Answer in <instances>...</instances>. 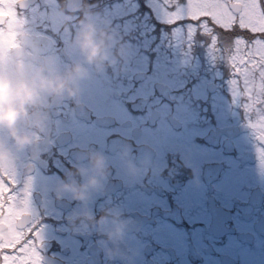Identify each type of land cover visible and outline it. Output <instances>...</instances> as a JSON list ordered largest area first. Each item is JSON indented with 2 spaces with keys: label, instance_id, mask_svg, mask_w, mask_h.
<instances>
[{
  "label": "flooded vegetation",
  "instance_id": "af4514ba",
  "mask_svg": "<svg viewBox=\"0 0 264 264\" xmlns=\"http://www.w3.org/2000/svg\"><path fill=\"white\" fill-rule=\"evenodd\" d=\"M27 3V22L0 45V75L87 74L75 96L40 92L14 128L0 125L13 155L0 175L31 181L34 212L0 220V240L36 218L42 264H264V143L233 96L230 41L217 55L203 32L189 40L191 22L169 23L165 0ZM88 31L101 62L83 52Z\"/></svg>",
  "mask_w": 264,
  "mask_h": 264
},
{
  "label": "snow or ice",
  "instance_id": "6c2138e0",
  "mask_svg": "<svg viewBox=\"0 0 264 264\" xmlns=\"http://www.w3.org/2000/svg\"><path fill=\"white\" fill-rule=\"evenodd\" d=\"M175 11L166 12L169 23L190 21L188 39L197 31L212 39L217 55V42L224 38L230 44L224 49L235 78L231 89L236 98H246L243 107L255 119L249 121L256 138L264 143V0H165ZM27 0H0V45L5 38L17 35V28L27 22ZM179 35V33L177 34ZM264 169V147L257 149ZM34 215L31 205V181L19 187L14 175H0V220H16L21 210ZM42 229L36 218L24 227H16L10 238L0 240V264H42Z\"/></svg>",
  "mask_w": 264,
  "mask_h": 264
},
{
  "label": "clouds",
  "instance_id": "9594fccd",
  "mask_svg": "<svg viewBox=\"0 0 264 264\" xmlns=\"http://www.w3.org/2000/svg\"><path fill=\"white\" fill-rule=\"evenodd\" d=\"M82 49L90 63H98L106 59L104 48L97 43L94 33L85 32L82 36ZM86 70L81 66H75L66 75H55L53 77L41 78L38 84L29 83L24 80H12L8 76L0 75V125L14 128L17 121L24 113L27 105L33 104L40 92H46L57 96H75L74 85L76 80L85 76ZM14 138L19 147L23 148L31 143V137L28 135H16ZM13 160L10 151L0 149V164H8ZM95 166L100 168L102 162L97 160ZM97 180L92 178L89 184L95 185ZM77 198H82L78 195ZM123 226H118L109 232V238L114 241L123 238Z\"/></svg>",
  "mask_w": 264,
  "mask_h": 264
}]
</instances>
